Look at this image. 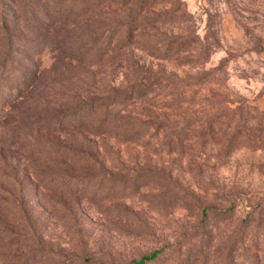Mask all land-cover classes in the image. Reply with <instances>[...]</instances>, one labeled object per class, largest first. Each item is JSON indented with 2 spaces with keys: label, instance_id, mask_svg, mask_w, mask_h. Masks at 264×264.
Listing matches in <instances>:
<instances>
[{
  "label": "rangeland",
  "instance_id": "374dc122",
  "mask_svg": "<svg viewBox=\"0 0 264 264\" xmlns=\"http://www.w3.org/2000/svg\"><path fill=\"white\" fill-rule=\"evenodd\" d=\"M159 1L145 31L177 34L172 59L127 46L67 62L31 26L7 59L0 40V264H133L153 250L144 264H264V0ZM158 12L175 24L151 23ZM145 69L192 96L151 107L171 124L131 142L110 124L69 127Z\"/></svg>",
  "mask_w": 264,
  "mask_h": 264
},
{
  "label": "trees",
  "instance_id": "16d2710c",
  "mask_svg": "<svg viewBox=\"0 0 264 264\" xmlns=\"http://www.w3.org/2000/svg\"><path fill=\"white\" fill-rule=\"evenodd\" d=\"M158 1L0 0V40L7 48L2 51L3 58L12 57V52H8L9 46L23 36L22 31L31 26L37 31L45 30L46 33L53 34L48 37L43 31L44 41L55 43L56 49H59L58 53L61 52L58 57L65 58L67 62L83 61V64L88 66L90 64L85 59L91 52L98 54V64H101L103 59L114 61L119 52L127 46L149 50L155 56H162V59H172L178 51L185 50L177 34L159 31L157 27L153 34L145 31L149 21V8ZM154 14L156 15L151 18V23L155 25L172 27L176 22L174 14ZM207 49V46H201L199 52L206 55ZM190 61L188 56L185 63ZM141 71L143 69L140 67L133 69L134 73ZM144 71L145 75L138 79V83L133 82L126 91L111 92L106 98L92 100L87 109L78 116L80 120L70 121L69 127L83 129L97 136L105 133L101 130L103 126L110 124L116 133L125 137V141L131 142L143 138L138 131L140 126L162 124L161 126L166 127L171 124L166 114L159 118V114L152 113L151 107L173 112L179 103L190 104L192 96L176 94L172 85L175 82L173 73H166L163 69L158 73L146 69ZM144 80L148 82L143 84ZM155 84L161 88L157 94H153L150 89ZM88 87H94L93 83ZM158 96L159 100H154ZM137 103L142 107L134 109L132 114L129 110ZM97 111H100L101 116L93 119L92 116L96 115ZM146 114L148 117L145 120L139 119L140 115ZM156 119L157 123L154 122ZM157 253L158 250H153L137 260L132 259L131 262L144 264Z\"/></svg>",
  "mask_w": 264,
  "mask_h": 264
}]
</instances>
